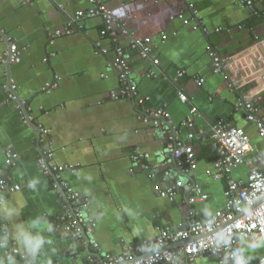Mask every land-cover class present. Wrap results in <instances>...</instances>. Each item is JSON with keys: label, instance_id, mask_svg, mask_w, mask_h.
I'll use <instances>...</instances> for the list:
<instances>
[{"label": "crops", "instance_id": "crops-1", "mask_svg": "<svg viewBox=\"0 0 264 264\" xmlns=\"http://www.w3.org/2000/svg\"><path fill=\"white\" fill-rule=\"evenodd\" d=\"M103 1L136 37L152 40L160 68L170 79L176 77V71L185 72L176 79V86L203 117L195 120V138L188 142L196 154L197 168L188 175L180 174L166 150L174 129L185 139L187 130L180 123L189 115V107L178 101L169 82L146 77L148 63L126 41L122 43L130 79L138 95L147 98L145 109L165 108L170 123L161 122L159 128L144 123L141 106L120 97L121 85L111 67L113 46L100 35V19L84 21L72 36L48 38L47 32L63 27L75 12L88 9V0H0V52L6 48L1 32L24 49L19 64L8 68L0 64V169L6 149L12 148L18 154L17 165L3 174L13 184L25 185L19 192L4 194L0 229L6 226L10 241L34 257L32 264H87L89 257L119 254L124 245L154 238L161 228L177 230L192 219L203 220L223 210L225 184L208 175L214 172L217 144L209 138L205 122L224 120L242 129L253 147L246 161L264 155V138L245 120L244 110L236 108L238 93L230 89L223 75L212 72L209 56L210 52L222 57L246 54L263 71L264 16L252 17L240 0H187L198 11L202 27L195 28L185 0ZM253 2L256 10L264 12V0ZM218 28L221 31L215 32ZM161 34L166 36L163 42ZM103 49L106 53H99ZM197 77L205 80L201 88L194 83ZM8 78L30 109L33 125L49 129L43 146L53 151L55 163L78 166L62 177L89 202L87 215L96 227L84 242L52 225L63 212L62 193L36 166L40 136L35 127L23 124L13 104L6 103L2 85ZM49 83H56V88L42 92ZM243 90L264 123V81L253 75ZM137 153H148L150 158L135 165L132 156ZM258 167L264 172V160ZM247 176L246 165L231 173L241 182ZM177 181L183 187L173 200L156 194V187L166 190ZM195 186L206 196L204 202L192 201L198 196ZM240 246L243 264H259L262 244L241 241ZM0 264H11L2 250ZM194 264L219 261L203 257Z\"/></svg>", "mask_w": 264, "mask_h": 264}, {"label": "built area", "instance_id": "built-area-1", "mask_svg": "<svg viewBox=\"0 0 264 264\" xmlns=\"http://www.w3.org/2000/svg\"><path fill=\"white\" fill-rule=\"evenodd\" d=\"M187 1V0H185ZM89 7L84 11H77L69 18L63 27L47 32L50 40L72 36L80 30L84 21L100 19L103 27L100 32L102 37H107L114 51V59L111 67L117 73L121 85L120 97L134 100L137 106H141V119L155 128H159L161 122L170 123V114L165 108L154 111L147 110L144 104L147 98L138 95L136 86L130 79V67L124 56L123 41L135 50L139 57L149 65L147 78H162L174 86L178 101L189 107V115L180 123L182 129L187 130L185 139L179 137L180 130L174 129L168 137L166 150L175 163L180 174L188 175L197 168L196 154L188 142L195 138V120L202 119V115L192 105L186 94L176 86V79L185 76L184 71H176V77L170 79L160 68V62L153 50L150 38H138L127 29L123 21L115 17L103 0H88ZM240 6L250 11L252 17H262L264 12L254 8L253 0H240ZM191 19L195 28L202 27L198 19V11L193 3L187 1ZM188 24L189 20H184ZM221 31L220 28L215 32ZM1 38L6 43V48L0 52V64L6 68L21 62L23 48H20L16 40L1 32ZM162 42L166 39L161 34ZM99 53H106L103 49ZM212 72L223 75L228 81L230 89L238 93L236 108H242L245 112V120L253 123L258 136L264 138V123L258 117V107L247 101L244 86L253 75L261 77L264 81L263 71L256 69L254 58L241 54L222 57L215 52H210ZM250 56V55H249ZM259 61V60H257ZM47 62V59H44ZM196 87L201 88L205 84L204 78L194 79ZM56 88V83L44 85L42 92L49 93ZM6 96V103L13 104L20 121L25 125H33L30 109L20 99L18 87L10 78L2 85ZM209 138L217 144V157L214 162V172L208 175L214 181L224 182V208L214 214L207 215L203 220L192 219L187 226L177 230L169 228L159 229L158 235L140 242L124 245L119 254H104L101 259L89 257L87 264H194L199 258H216L219 264H243L241 241L260 243L264 248V172L258 164L264 160V155H257L246 161V156L253 152V147L246 133L234 127L224 120L210 123L205 122ZM34 126V125H33ZM35 129L40 136L37 149L36 166L43 176L48 177L54 189L60 191L63 197V212L52 223L60 227L75 240L84 242L86 235H92L96 223L87 215L89 202L75 191L72 186L63 179L64 172H74L77 165L60 166L55 163L54 153L45 148V138L50 131L40 124ZM42 146V147H41ZM44 150H43V149ZM148 153H137L132 156L135 165L148 161ZM18 162V154L12 149L5 151L4 167L0 169V208L5 203L4 194L19 192L23 186L13 184L11 179L4 175L5 170L14 168ZM240 165L248 166V176L245 182L236 181L231 173ZM154 177V174L149 176ZM183 184L177 181L169 189L155 188L156 194L162 198L173 200ZM197 197L192 201L204 202L206 196L199 186H195ZM182 243V244H181ZM99 250L97 244L93 245ZM0 250L7 262L19 261L20 264H32L34 257L26 251L20 250L11 242L5 225L0 229ZM259 264H264V254L259 259Z\"/></svg>", "mask_w": 264, "mask_h": 264}]
</instances>
